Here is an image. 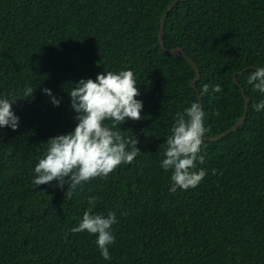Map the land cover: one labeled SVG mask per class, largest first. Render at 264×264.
Wrapping results in <instances>:
<instances>
[{
  "label": "trees",
  "instance_id": "16d2710c",
  "mask_svg": "<svg viewBox=\"0 0 264 264\" xmlns=\"http://www.w3.org/2000/svg\"><path fill=\"white\" fill-rule=\"evenodd\" d=\"M0 0V99L17 100L16 131L0 129V264H264V94L247 83L264 67V0ZM247 69H251L246 71ZM131 70L142 119L120 126L141 155L107 179L78 188L71 199L58 182L36 186L35 166L48 140L78 123L68 93L81 79ZM237 75L238 84L235 83ZM209 85L203 97L198 90ZM219 84L221 92L211 93ZM26 87L33 97H25ZM60 101L52 105L43 92ZM246 122L221 141L246 113ZM201 98V101H200ZM203 105L207 170L195 189L172 186L160 164L176 114ZM215 170V174H213ZM92 213H116L103 259L96 236L72 233Z\"/></svg>",
  "mask_w": 264,
  "mask_h": 264
},
{
  "label": "clouds",
  "instance_id": "9594fccd",
  "mask_svg": "<svg viewBox=\"0 0 264 264\" xmlns=\"http://www.w3.org/2000/svg\"><path fill=\"white\" fill-rule=\"evenodd\" d=\"M247 83L255 91L264 94V67L249 73ZM68 93L71 108L77 114L78 121L74 131L69 134L57 135L47 142L45 156L35 166V178L32 183L41 186L58 182L57 187L68 190L67 199H71L78 188L86 182L107 179L121 165H131L141 155L138 140L131 135L125 138L120 126L126 120L140 121L143 102L137 81L131 70L120 72L107 71L92 79H81ZM219 84L211 88V93L221 92ZM43 92L51 98L54 107L60 106L50 89ZM25 97H33V89L26 87ZM209 93V85L204 84L198 90L203 97ZM17 100L0 99V129L5 127L16 131L19 117L13 111ZM254 111L264 110V100L253 106ZM205 112L200 103L192 102L183 112L176 114L171 134L163 148L160 167L171 171L172 186L169 191L177 189L189 190L199 186L207 175V170H196L197 163L203 164L206 152L204 137L210 132L205 126ZM215 174V170H213ZM97 198L90 196L91 206L84 212L81 222L71 229L72 233H84L96 236V244L105 260H111L109 246L115 242L112 227L117 223L116 213L109 211L106 215L92 213Z\"/></svg>",
  "mask_w": 264,
  "mask_h": 264
},
{
  "label": "water",
  "instance_id": "95a60500",
  "mask_svg": "<svg viewBox=\"0 0 264 264\" xmlns=\"http://www.w3.org/2000/svg\"><path fill=\"white\" fill-rule=\"evenodd\" d=\"M187 1H189V0H175L168 7L167 12L165 13V15H164V17L162 19V22H161V30H160V35H159L160 44H161L163 50L166 53H169V54H171L173 56L183 57V58H188V57H187L186 53L184 52V50H182L181 48H175V49H172V50H167L166 49L165 44H164V38H165L164 29H165V22H166V18L168 16V14L173 11V9L178 5V3H180V2H187ZM188 61H189V64L194 69L195 73H196V78L191 83L192 88L196 90L197 89V84H198V82L201 79V72H200L198 66L194 63V61H192L189 58H188ZM249 70H251V69H247L246 71H249ZM234 80H235V83L238 84L237 75L235 76ZM242 95H243V97L245 99V103H246V113H245V115L242 117V119H240L234 125V127L232 129H230L229 131H227L226 133H224L223 135H221L219 137L211 138L210 139L211 142L221 141L222 139L226 138L228 135H231L234 132H236L246 122L247 117H248V109H249L250 99L246 96L245 90L243 88H242ZM200 101H201V98H200ZM201 106H202V109H203V105L202 104H201Z\"/></svg>",
  "mask_w": 264,
  "mask_h": 264
}]
</instances>
